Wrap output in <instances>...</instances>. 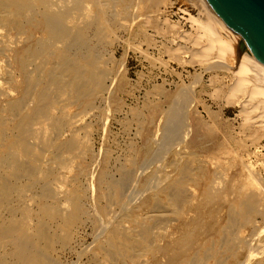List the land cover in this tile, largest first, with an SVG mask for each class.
I'll use <instances>...</instances> for the list:
<instances>
[{
    "label": "bare ground",
    "instance_id": "obj_1",
    "mask_svg": "<svg viewBox=\"0 0 264 264\" xmlns=\"http://www.w3.org/2000/svg\"><path fill=\"white\" fill-rule=\"evenodd\" d=\"M149 1L0 0V248L7 250L0 264H55V244L67 245L81 230L91 205L85 206V185H78L74 165L86 154L94 155L88 153L87 133L81 136V122L94 111L95 100L105 102L108 91L109 71L97 66L105 52V32L114 30L118 16L139 19L150 9ZM191 1L198 12L187 14L190 30L177 31L178 24L169 19L157 24L152 15L145 24L181 37L179 49L170 50L178 60L188 54V64L226 71L231 79L226 104L239 106L245 127L256 122L252 137L263 139L264 65L222 35L203 0ZM212 77L210 81L217 79ZM69 105L81 110L69 114ZM180 105L178 118L167 117L164 132L158 124L152 132L176 146L188 144L192 133L186 105ZM172 151L177 163L148 173L144 181L149 190L129 194L134 175L139 178L134 158L129 168L121 164L119 172L114 169L118 178L108 172L107 154L99 160L102 166L91 161L92 205L100 215L91 217L89 226L97 235L104 233L91 264H264L263 225L254 218L264 216V196L258 191L264 183L252 173L256 190L243 194L229 177L228 183H216L215 172L199 173L193 159L180 164L179 147ZM85 169H79L82 176ZM202 193L213 205L211 213L199 205ZM130 202L133 210L124 213Z\"/></svg>",
    "mask_w": 264,
    "mask_h": 264
},
{
    "label": "rangeland",
    "instance_id": "obj_2",
    "mask_svg": "<svg viewBox=\"0 0 264 264\" xmlns=\"http://www.w3.org/2000/svg\"><path fill=\"white\" fill-rule=\"evenodd\" d=\"M154 1L156 2L155 5L152 4ZM191 2V0H151L147 4L150 5V9L142 11V16L139 19L134 21L118 16L116 17L114 30L105 32L103 49H105L107 55L102 50L100 57L102 60L98 61L97 66L107 72L109 71L110 75L107 73L109 77L105 82L108 88L104 95L106 103L95 100L93 102L96 103L94 104V111L89 112L82 118L84 123L89 118L90 122L88 123L90 124L81 122L84 127L81 136L84 137L87 133L86 135L90 137L87 136V143H90L88 153L92 154L93 152L94 155L86 154L87 157L83 156L82 158H86L80 160V163L79 160L77 161L80 166L74 165L76 166L74 174L78 177V185H82V187L85 185L83 189L87 199L84 197V200H87V202L84 201L86 205L84 202L83 205H88V207L91 205V207L90 209L86 207V216L81 220V230L80 228L76 230L79 235L76 233V236H74L73 234L70 241L71 245L70 243L64 246L58 243L55 244L53 248V257L55 256L54 259L57 260L55 264H91L95 245L104 236V233L95 234L92 224L89 226L91 223L90 218L100 215L92 205V198L95 194L91 189L93 169L90 164L91 161L97 163L99 160L101 161L104 154L110 157L108 158V164L111 166L107 164V168L108 172L113 173L112 175L109 172L113 178L118 176L116 172H119L120 167L124 165L129 168L131 166L130 159L133 160L134 158L138 162L137 173H139V178L134 175L135 178L133 177L131 187L126 194H129L132 190H149L150 185L147 182L145 183V176L151 172L155 174L163 165H175L177 158L174 159L172 150L178 147L181 153L179 156L180 164L186 160H195L199 173L208 171L213 174L215 172L213 175H216V183H228L230 180L229 183L238 186L243 194L256 190L252 173H255L256 177L264 183V138L258 137L255 141V138L252 137V129L257 123L254 122L251 127H245L246 119L240 115L239 106L226 104V98L229 96L228 89L231 85L229 74L220 69L205 70L200 68L197 63L188 64L190 60L188 54H185V56L181 54V59L178 60L177 56H173L170 50L179 49L181 37L173 31L163 34L152 26L145 24L146 17L152 15V19L158 21L157 24H161L164 19H169L170 22L178 24L177 31H188L190 30L189 24L185 20L187 14L196 16L198 12ZM143 32H146V34ZM170 33L172 34L171 37ZM105 63L108 64L104 66ZM213 75L215 76L212 77ZM211 77L213 79L217 77V79L210 81ZM216 89L220 90L219 96L214 95ZM180 104L186 105L184 113H187L185 114L189 119L192 133L188 137V144L176 146L174 143L171 144L161 138L162 133L155 137L152 132L158 126L164 132L166 121H168L167 117L178 118L177 114H180L182 106ZM80 110L81 108H77L75 105L67 107V112L72 115ZM92 114L94 117L90 116ZM91 117L93 118L91 119ZM145 120L146 123L149 121L147 125ZM182 149H185V152ZM131 150L133 151L130 152ZM128 153L129 156H127ZM101 164L100 166H102ZM80 168H87V170L85 169V175L89 174V176H86L87 178L84 179L85 175L82 176ZM114 169L117 170L115 173L113 172ZM85 182L86 184H84ZM86 187L88 192L85 189ZM258 191L262 192L264 196L262 187ZM204 195L205 193H202L199 205L203 211L211 213L213 205L207 203L208 201ZM132 202L125 207L124 213L133 210L134 204ZM85 206H83L84 209ZM260 210L264 214V208L261 207ZM117 212L119 211L116 210ZM89 215L90 217L87 219L86 217ZM258 216L259 214L254 217L255 223L258 226L263 225L262 229L264 230V216ZM122 217L123 214L115 220H120ZM100 219L102 222L107 223V217L101 215ZM125 221H127L126 225H132L131 220L126 217ZM91 229L93 232L90 231ZM5 252L7 250L1 247L0 255ZM111 263L110 260L105 262V264ZM122 264L126 263L123 261Z\"/></svg>",
    "mask_w": 264,
    "mask_h": 264
},
{
    "label": "water",
    "instance_id": "obj_3",
    "mask_svg": "<svg viewBox=\"0 0 264 264\" xmlns=\"http://www.w3.org/2000/svg\"><path fill=\"white\" fill-rule=\"evenodd\" d=\"M222 35L264 65V0H203Z\"/></svg>",
    "mask_w": 264,
    "mask_h": 264
}]
</instances>
